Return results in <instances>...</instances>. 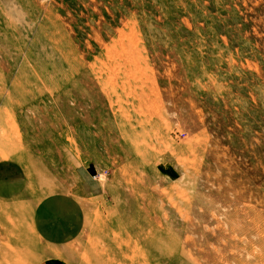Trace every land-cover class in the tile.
I'll return each instance as SVG.
<instances>
[{"label":"rangeland","instance_id":"374dc122","mask_svg":"<svg viewBox=\"0 0 264 264\" xmlns=\"http://www.w3.org/2000/svg\"><path fill=\"white\" fill-rule=\"evenodd\" d=\"M0 264H264V0H0Z\"/></svg>","mask_w":264,"mask_h":264},{"label":"crops","instance_id":"0c3cea01","mask_svg":"<svg viewBox=\"0 0 264 264\" xmlns=\"http://www.w3.org/2000/svg\"><path fill=\"white\" fill-rule=\"evenodd\" d=\"M10 179H11V178H10ZM11 181H12V179H11ZM11 181H10V182H11ZM4 183H7V182L5 181Z\"/></svg>","mask_w":264,"mask_h":264}]
</instances>
